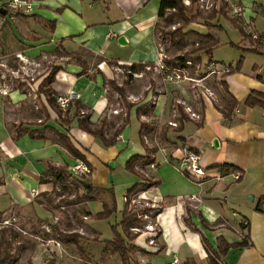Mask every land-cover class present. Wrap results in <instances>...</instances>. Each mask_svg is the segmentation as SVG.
I'll use <instances>...</instances> for the list:
<instances>
[{"label":"crops","instance_id":"0c3cea01","mask_svg":"<svg viewBox=\"0 0 264 264\" xmlns=\"http://www.w3.org/2000/svg\"><path fill=\"white\" fill-rule=\"evenodd\" d=\"M96 1L33 0V10L20 12L21 17L30 16L38 22L37 25L45 28L49 27L45 24V19L56 20V27L53 32L48 31L52 33L50 38L39 33L31 41L24 39L19 41L16 37L18 34L13 32H17L18 29L8 23L11 17L0 13L3 16L0 24H5L4 28L10 30L25 46L23 50L17 49L16 52L6 53L5 50L2 51L1 38L0 58L11 54L37 55L40 51H52V49L56 52V48L60 45L68 51L82 55L80 57L89 65L88 72L95 78L79 76L83 67L74 60L71 61L69 57L64 58L67 60L66 65L64 64L63 69L57 74L56 82L53 84L54 89L58 95L76 92L77 99L87 106L83 110L91 114V121L94 124H97L104 115L121 122V117L113 114V110L118 107L114 106L112 101L110 102L109 86L104 83V78L98 70H101L107 78H112L109 76L108 60L130 65L157 63L159 50L154 29L158 22L157 17L162 0H156V7H151L154 0H100L107 10L106 19L101 22L88 21L84 18L85 6L93 8ZM238 2L242 4L239 5ZM229 3L233 11L239 8L238 5L240 6L241 20L244 26L246 25V31L254 38L243 36L240 40L241 45L258 46L261 50L259 53L241 50L240 56H244L242 69L225 77L230 93L238 102L230 117H225L220 110L225 109V101L221 98L220 92L209 84L212 76L202 81V84L211 89L214 98L207 95L196 84L174 81L164 82V91L160 89L156 93L153 88L146 93L142 101H131L135 105L129 113V124L118 137L116 144L110 147L104 146L98 138L81 130L78 126V118L73 121L69 131L54 120L52 123L47 122L46 125L51 126L47 130H44L45 125L40 123L24 124V127L20 126V136H17L16 131L9 130L0 119V234L3 228L9 227L1 223L7 219L6 214L18 210L23 219L22 227L26 228L24 230L18 227V229L23 230V233L27 235L25 237H33V239L24 238L25 240L21 237L23 240L17 242L25 246L19 254L17 264L24 259H30L25 262L26 264H44L48 260H52V264H101L103 245L87 240L95 236L105 239L101 231L92 223L95 214L92 206L95 203L86 201L67 204L69 205L67 208L70 209L62 211L60 207L47 205L42 200L44 195L41 194L45 192L49 195L52 191V182L45 181L49 175L48 168L67 166L70 172L71 165L77 160L69 154L60 138V133L67 134L87 156V163L94 170L92 174L82 179L97 187H113L118 211L122 212L125 207L123 206L124 196L137 182H143V178L141 173H138L135 174L139 176L137 181H122L125 177L116 175L117 168L122 167L129 172L125 167L129 158L136 154L144 155L148 153V149L153 148L148 137V130L141 128L145 122L143 118L149 116L152 123L154 120L156 125L162 128L163 141L170 142L173 139L174 143L172 146L161 145L160 148L150 151L156 158V166L152 174L154 181L159 183L146 191L145 195L152 200H162L163 207L154 221L159 226L160 246L163 247H159V250L145 244V235L143 240L138 239V243L134 241L141 250L145 251L143 259L140 260L144 262L141 264H169L175 258L179 259V264L185 262L208 264V254L201 241V235L186 222L188 219L192 225L201 228L215 247L218 245L220 236L229 243L244 239L248 241V245L231 248L228 251L224 258L228 264H264V209L262 208L264 204V109L260 106L250 107L244 104L251 91L257 90L264 93V41L259 34L249 28V23L244 20L245 16L251 21L264 17L260 13L264 11V2L229 0ZM63 7L64 10L58 13L57 9ZM17 22H20L19 30L25 35L28 34L29 30L23 24L24 22L18 19ZM113 32L117 34L116 37L106 38L108 33ZM120 35L127 37L129 46L118 43ZM66 38H74V41L70 42L71 45ZM109 40H113L115 44ZM245 40H249L250 43H244ZM228 42L220 40L221 45ZM97 53L103 57L96 63L88 59L98 58ZM240 56L237 58L239 59ZM202 63L207 64L204 60ZM211 67L218 70L219 74L225 70L217 69L213 60ZM207 70L205 66L199 76L205 74ZM128 92L131 98H137L136 90L129 89ZM152 102L155 103L153 107L149 106ZM139 106L143 107L141 116L137 114ZM187 106L202 114V119L194 120L189 117L190 119L183 123V129L179 131L180 108L186 113ZM148 107L151 110L149 116L146 115L147 111L144 113V110L149 109ZM52 116L55 119L53 112ZM133 117H137L138 120L137 137L133 136L131 128ZM141 121L144 122L141 123ZM170 121L177 122L178 126L170 125ZM111 125L114 126L113 123ZM29 129L37 130L35 135L42 137L31 138L28 134ZM141 133L146 143L142 142ZM106 134L109 136L113 132L109 134L106 131ZM214 138H218L220 142L217 148L212 146ZM187 149L200 153V164L208 171L207 176H199L189 171L188 175H185L181 171L183 152ZM111 160L115 162L114 168L109 166ZM224 163L235 165L236 170L242 173L241 178L236 180L234 171L231 169L222 170L221 167H215ZM136 166L142 167L138 164ZM136 170L138 171L137 167ZM112 174L113 177L115 176L113 185L110 184ZM118 179L120 181H117ZM104 195L102 194V197ZM193 197L195 198L192 199ZM98 200L100 203L95 205L100 207L97 210L100 212L103 210V201L101 198ZM56 211L60 212V218L57 221L55 220L58 216ZM85 216L88 218L85 219ZM243 220L249 222L247 227L242 225ZM50 228L54 230L52 235L47 232ZM58 232H76L82 235L80 242H83L85 246V254L79 253L73 242L58 236ZM141 244H145L150 251L155 249L159 251L150 252L146 248L143 249ZM117 264H123V262L118 258Z\"/></svg>","mask_w":264,"mask_h":264},{"label":"rangeland","instance_id":"374dc122","mask_svg":"<svg viewBox=\"0 0 264 264\" xmlns=\"http://www.w3.org/2000/svg\"><path fill=\"white\" fill-rule=\"evenodd\" d=\"M9 1H11V0H0L1 6H4L5 8L9 7V3H10ZM26 1L29 4V6H27V4H19L18 7H10V8H12V10L10 11V14H8L9 18L11 17V21H9L8 23L10 24V26L13 25V27L15 29H18L17 32L13 31L15 34H18V35H16L17 39H19V41H21L23 39L31 41V40H33L32 38H35V35L39 34V33L44 37L50 38L52 33L48 32V31H51L49 28H45L42 25H37L36 23H38V22H36L30 16L28 18L21 17L20 12H22V11L31 12L33 10V6H32L33 0H26ZM236 1H239V0H236ZM257 2L261 3V2H264V0H257ZM239 3L240 2H238V4ZM156 4H157V1L154 0V2L151 3V7H156ZM184 4L188 7H190L192 5V0H184ZM241 4H239V5H241ZM239 5L238 6L236 5V6L240 8ZM85 8L86 9H85L84 18L88 19V21L92 20V21L101 22V21H104L106 19V16H107L106 11L107 10H106L105 4L103 2H101L100 0H97L94 3L93 8L88 7V5H86ZM220 8L228 11L229 14H231V15H237L242 19V15H241L242 11L240 10L241 8L236 9L237 11H233V7L230 5L229 0H198L197 4L194 6V9L198 10L203 15L210 14L214 9H220ZM8 12H9V10H8ZM157 18H158V22H160L161 27H163V29L165 31L174 30V29H176V27H179L182 23V22L171 23V24L167 25V27H165L166 22L163 21L162 19H160L159 17H157ZM17 19L19 21L24 22L23 24H25V27L28 28L27 30H29V33L26 34L27 36L25 35L24 32L19 30L18 25L20 22H17ZM0 20L3 21V16L1 14H0ZM244 20L247 23H249V25H248L249 28H251V30L253 32H256L257 34H259L261 36L262 40L264 41V17H258L256 20L251 21L250 18H247L245 16ZM201 22L203 23L202 20H201ZM219 22L222 24V27H223L222 29L217 28V27H209L207 25H201L202 23L191 24L190 26H193V28H195V29H197L203 33H212V34L216 35L217 37H219L220 40L233 41V42L237 43L243 38V35L239 31V29L236 28V26L234 25V23L231 20L225 19L224 17L220 16ZM4 26H5V24H0V39L2 38V40H3L2 51L4 52V50H5L6 53H11V52H16L17 49L23 50L25 47L24 44L19 42L16 39V37L12 34V32L10 30L9 31L6 30L4 28ZM31 28H33V29H31ZM34 29H36L38 32H36ZM157 34L159 36L156 40L157 49L159 50V55L157 56L156 60H160L161 56H164V58L172 60L173 58H176L177 56L182 55L185 52L192 50V48L194 47V42L196 40V37L194 35L189 34L184 39L179 37L176 40H174L173 42H171L170 40L165 39L166 35L164 33H161V31H158ZM106 38H107V36H106ZM249 38H251V39L253 38L252 34H251V37H249ZM66 39L69 42V45H71L70 42L74 41V38H66ZM109 41L113 42V44H115L113 40H109ZM244 43H250V41L245 40ZM241 53H242L241 49H239L237 47H232L228 43L222 44L219 47L214 49L212 55H210V56L205 55L204 56V63H207V61H209V59L212 58L214 65H215V67H217V69L226 68L230 63L235 64L237 62V59H238L237 57L240 56ZM80 56L82 57V55H80ZM96 56L98 58H93V59L88 58V59L90 61H92L93 63H96L99 60V58L103 57L102 55H100L98 53ZM64 58H68V57L67 56H60L58 53L55 52V49H52V51H49V50L42 51V52L40 51V53H38L37 55H32V53H29L28 55H25V56H22L19 54H11V55H7L5 57L3 56V58H0V119H1L2 123L9 130L15 131L16 128H18L20 126L24 127V124H26V125L38 124L41 120L45 119V115L41 114V110H42V104H43V102H46V100H45L44 96H42V95L39 96L37 91H38L40 83H42V81L47 77L48 73L51 71V68H53V66H55V65L63 66L66 63L67 60H65ZM197 65L198 64H196V66H194V67H191L192 70H189L190 73L193 74V78L201 77V76H199V74L201 72H203V68L205 69V66L209 70H210V68L214 69V67H211L212 63H210V62H208L205 65H203V63L202 64L200 63L201 69L199 72H196L197 71ZM109 67H110L109 76L112 77L110 79L114 80V82L118 86H125V90H126V94H127V101H129V102H131L133 100H135L136 102L142 101L143 98L145 97L146 93L149 92L150 89L153 90V88H155L156 93H158L160 91V89L164 91V89H163L164 79L162 77H160V75H161L160 70H158L156 67H154V68L147 67V68L139 71L136 74L133 73L135 70L134 68H131V69L124 68L120 64H118V65H110L109 64ZM203 75L204 74H202V76ZM221 76H222L221 74L215 73V74L209 76L208 78H206V79H209L212 77L210 79L211 81L209 84L211 86L213 85V87H215L217 89V91H220L221 87H220V85L217 84L216 80H219V78H222ZM187 82L195 84V81H193V82L187 81ZM108 86H109L108 87V94L110 96V102L112 101L114 106L118 107L117 109L113 110V114H118L123 121L126 118V113H127V108H128L127 104H126L125 100L123 99V97L120 95V93H118L117 90L114 89V87H112L110 84H108ZM198 86L204 90L203 86H201V85H198ZM129 89H131V90L134 89L138 92V94H136L137 98H131V96H130L131 94L128 92ZM155 92H153V93L155 94ZM171 92H172V90H171ZM154 99L155 98H153V100ZM173 100L175 101L174 98H173ZM174 101H173V104H174ZM115 110H117V113H115ZM84 111H86V110H84ZM149 112H150V108L147 110V113H146L147 116H149ZM104 116H106L108 119V126L106 128V131L109 134L114 132L115 129L119 126V124L122 123V121L119 122L113 118L109 119L107 115H104ZM149 117L143 118V120L145 121V122L143 121L144 122L143 128H144V130H148V137H149V140L152 142V145H153L152 149L160 148L161 145L165 146L166 144H169V146H172L174 143V140L171 139L170 142L163 141V138L161 136L162 128L158 127L154 120L152 123V119ZM136 118L137 117H133L132 124H131V128L133 130V136L134 137H137V131L139 128L138 120ZM116 121H117V123H116ZM52 122H53L52 120L49 121V123H52ZM143 122L141 121V123H143ZM112 123L114 126L111 125ZM113 127H115V129H113ZM149 131L151 133V136H149L150 135ZM150 137L153 140L150 139ZM143 141L146 143L145 138L143 139ZM174 149H175V147L171 151L174 152ZM151 150L148 149V151H147L148 154H151V152H150ZM155 163L153 165H148V164H145L144 162H142V163L138 164V165H141L142 167L138 168V166H136L139 173H141V175H142L143 182H141L142 186H140L137 190L133 191L132 193L136 192V194H138L141 191H148L149 189L156 186V185H154V182H156V181H154V176L152 174V170L156 166ZM185 170L187 171V169L184 167V165H182V161H181V171L184 173ZM70 172L73 175V177L78 178L77 176H75V174L72 173L71 170H70ZM116 175L117 176L121 175V176L125 177V178H123L122 181H128V182L132 181V180L137 181L139 178L138 175L129 173L125 169H123L122 167L117 168ZM112 176H113V174H112ZM114 177H113V180H114ZM117 181H120V180L118 179ZM110 184L113 185L114 182L112 184V182L110 181ZM77 187H78V189L75 187H70V188L68 187V188L63 189V186L59 185V187H58V186H55L54 183H52V191L48 195V197L50 198V201H48V197H44V198H42V200L47 205H52V207L60 206L63 204V206H60L59 209L61 211L62 210H68L70 208H67L69 206L67 204H71L69 202H71L72 200L75 199V196L78 192H80V194H81L84 191L80 185L77 184ZM132 193H130V194H132ZM127 194H129V193L127 192ZM123 201H124L123 206H125L124 204L126 202L124 199H123ZM152 201H153L152 199L142 200V201L137 203L138 204L137 206H132L131 208H133V209H130V210H132V212L133 211L136 212V214H137V211L134 209H137L139 211H142V210L151 211L153 209ZM92 202L95 204L100 203L98 199L92 200ZM76 204H78V203H76ZM95 204L92 206V210L96 214L97 210L100 209V207L99 208L96 207ZM161 205H162V203H161ZM117 210H118V206H117ZM40 212L43 213L42 211H40ZM152 212H154L155 215L158 214V213H155L156 211H152ZM229 212L230 211H228V215H230ZM56 213L58 215V216L57 215L56 216L59 219L60 218L59 217L60 212L56 211ZM139 213L140 212H138V217H139ZM148 214H150V213L148 212ZM153 215L148 219H145L144 217H140V218L142 219V222H144L145 224H148V223H154L155 224V222H154L155 217ZM5 217L8 220L9 219L12 220L11 224H9L10 226L8 228H12L13 230H15L18 233V236L16 238H14V237L9 238V240L11 241L12 250H14L16 248V246H19V244L17 243L19 240H23L24 238L25 239H29V238L33 239V237H29V238L25 237L27 235L23 233V230L20 231L18 229V227L22 228L24 230L26 229V228L22 227L23 219L21 218L20 212L18 210L8 212ZM121 218H122V213H121V211H118L117 213L113 214L108 219L97 220L93 217L94 220H92V223L95 225L96 228H98L101 231L102 236L105 239H109V238L114 237V231H113L112 226L119 223L121 221ZM85 219H87V218H85ZM142 222H138V223L141 224ZM1 223H3V221ZM155 226H156V224H155ZM14 228H16V229H14ZM155 228H156V232L158 233L157 229H159V226L157 225ZM119 229L121 230V227H119ZM145 229L146 228L144 225V227L142 228V231H135L133 229H132V231L130 230L132 235H136V238L134 239V241H136V243H138L137 242L138 239L143 240L144 235L146 236V239H144L145 244L149 243L150 238L147 237L148 233H146L147 231ZM51 232H52V229H51ZM21 237H23V239H21ZM159 239H160L159 237H157L155 239V242H154L155 246H152V247H156L157 249L160 247V240ZM26 242H28V241H26ZM145 244H141V247L143 249L146 248ZM135 245H136V247L132 251V259L140 261L143 259L145 251L141 250L137 244H135ZM149 246H151V245H149ZM146 249L148 250V248H146ZM157 249L151 250V251L148 250V251L154 253L157 251ZM159 250H160V248H159ZM152 257H154V255H152ZM27 261H30V259H28V260L24 259L19 264H23V263L26 264L25 262H27ZM140 262H144V261H140ZM117 263H118L117 256L116 257L112 256L107 260L106 264H117ZM12 264H15V263H12ZM132 264H135L134 261H132Z\"/></svg>","mask_w":264,"mask_h":264},{"label":"trees","instance_id":"16d2710c","mask_svg":"<svg viewBox=\"0 0 264 264\" xmlns=\"http://www.w3.org/2000/svg\"><path fill=\"white\" fill-rule=\"evenodd\" d=\"M197 2L198 0H192V5L188 7L184 4V0L161 1L158 17L166 22L165 27H167V25L171 23H177V22H182V23L179 27H176V29L174 30L165 31L163 27H161L160 22H157L155 24V29H154L156 40L159 37L157 34L158 31L164 33L166 35L165 39L170 40L171 42H173L179 37L184 39L189 34H192L196 37V40L194 42V47L192 48V50L187 51L184 54L179 55L176 58H173L172 60L164 58V62L166 63V66H168L171 69L175 67L186 70H192L191 67L196 66V64H200V63L202 64L204 60V56L212 55L214 49L221 45L220 38L217 37L216 35L212 33H203L193 28V26H190L191 24L202 23L201 20L203 21L201 25H207L209 27H217L222 29L223 28L222 24L219 22V17L222 16L225 19L231 20L245 38L251 37V33L246 31L245 26L239 16L231 15L229 14L228 11L222 8L214 9L210 14L203 15L201 12L194 9V6L197 4ZM7 8L9 10V12L7 13L8 15L12 10V8L10 7ZM63 10L64 7L57 9V12L61 13ZM260 13H262L264 16V11L263 12L261 11ZM44 21L45 24L49 26L48 28L53 32L56 27V20L45 19ZM228 44H230L232 47H237L243 50L244 52H257V53L261 52L258 46L244 47L241 45V42L236 43L233 41H229ZM56 53H58L60 56H67L71 61L74 60L76 63L80 64L83 67V70L78 74L79 76L86 75L89 78H95L94 75H91L88 72L89 69L88 63L85 60H83L76 52L68 51L63 46L60 45L56 48ZM189 61L192 62V65L188 64ZM209 62L212 63V59H209ZM108 63L110 65L120 64L116 60H108ZM243 63H244V56L242 55L240 56V58L238 59L235 65L229 64L228 69L224 70V72L221 73L222 78L216 80L217 84L220 85L221 87L219 91L221 98L225 101V109L224 108L220 109L225 117L231 116L234 107L238 103L237 99L230 93L225 77L235 72H239L242 69ZM120 65L128 69L134 68L135 70L133 73L135 74L147 67L150 68L156 67V63L154 64L153 62L136 63V64L133 63L131 65L130 64H120ZM62 69L63 66L61 65L53 66V68H51V71L48 73L47 77L42 81V83H40L37 91L39 96L41 95L44 96L46 100V102H43L42 110H41V114L45 115V119L39 122L40 124L45 125L43 129L47 130L48 128H50L51 126L46 124L50 120H54L57 124L64 126L66 130L69 131L71 130V124L73 123V121L76 118H78V124H79L78 126L81 130L88 132L95 138H98L102 142V144L106 147L115 145L118 137L122 134L126 125L129 124V119H130L129 113L135 105L134 103L127 101L125 86H118L114 82V80L107 78L106 75L101 70H98V72L101 73L104 78V83L107 85L110 84L112 87H114V89H116L117 92L120 93V95L123 97L128 107L125 120H123L122 123L119 124V126L115 129L112 135L108 136L106 134V128L108 126L107 117L103 116L102 118H100L97 124H94L91 121V114L89 112L85 111L84 113H82L81 110H83L87 106L79 99H74L73 101H71L70 108L66 111H63L59 107L57 103L58 93L54 89L53 84L56 82L57 74ZM160 74H161L160 77L164 78L166 72H160ZM154 104H155L154 102L149 103V106L153 107ZM244 104L250 107L260 106L264 109V93L257 90L251 91V93L245 99ZM142 106H139L137 108V114L139 116H141V114L143 113ZM144 111H145L144 113H146L147 110ZM180 111H181V115H180L181 126L178 128L179 131L183 129V123L190 119L182 108H180ZM52 112L56 116L55 119H53ZM141 127H143V124ZM15 131L17 133V136L21 135L20 127L16 128ZM36 132L37 130L34 131L29 129L28 134L30 135L31 138H41L42 136L35 135ZM60 138L63 140L71 156L88 162L87 156L73 143L72 139L67 134L60 133ZM141 139L142 142L144 143L143 134L141 135ZM142 162L151 165L156 162V158L154 157L153 154H148V153L144 155L136 154L129 158L125 167L129 172L138 174L139 172L136 170V165ZM215 167H221L222 170L231 169L233 171H237L235 165H231L227 163L217 165ZM47 174L49 175L47 177V180L45 181L52 182L54 183L55 186L59 187V185H61L63 186V189L68 187L69 188L75 187L78 189L77 187L78 184L83 188L84 191L81 194L80 192H78L75 196V199L69 202L71 204L92 201L101 198V200L103 201V210L93 215L95 219L97 220L108 219L113 214L118 212L117 199L113 187L110 188L97 187L92 185V183L86 182L82 178L73 177L71 172L68 171L67 166L66 167L50 166L48 168ZM184 174L188 175V171L185 170ZM158 183L159 182L156 181L154 182V185ZM140 186H142V183L137 182L128 191V193L129 194L132 193L133 191L137 190ZM102 194H105L104 197H102ZM41 195H44V197L47 195L46 197H48V194L45 192ZM48 201H50L49 197H48ZM60 206H63V204ZM121 213H122L121 221L112 226L114 231L113 238L100 239L99 236H95L93 238L87 239L89 241L100 243L103 245V249L100 257L101 264H106L107 260L112 256H117L123 262V264H131L132 261H134L135 264H141L140 261L132 259V251L136 247L135 243L133 242L134 239L136 238V235H132L131 228L135 225H138L139 224L138 222H142V220L137 217L136 212L134 211L132 212V210L129 209L128 203H125V207ZM186 222L191 226V228L194 231L200 233L201 241L208 254V264H228L224 260V258L231 248H237L240 246L248 245V241L245 239L242 241L229 243L223 236H220L218 238V245L215 247L212 245L208 237L203 233L201 228H199L196 225H192L189 219L186 220ZM119 227H121V230L119 229ZM51 229L52 228H50L47 232L52 235V232L54 230L52 229L51 232ZM17 236L18 233L12 228L5 227L1 230L0 264H12L18 261L19 254L22 250L25 249V246L23 244H19V246H16V248L12 250L11 241L9 240L10 237L16 238ZM58 236H62L65 239L67 238L69 241L75 244L76 249L79 253H81L82 255L85 254L86 251L85 246L82 244L83 242H80L82 235L76 232H71V233L58 232ZM162 247L163 246L161 245L160 248ZM45 264H52V260H48ZM183 264H189V263L185 262Z\"/></svg>","mask_w":264,"mask_h":264},{"label":"built area","instance_id":"2783aa9c","mask_svg":"<svg viewBox=\"0 0 264 264\" xmlns=\"http://www.w3.org/2000/svg\"><path fill=\"white\" fill-rule=\"evenodd\" d=\"M9 2H10L9 7H18L19 4H27V6H29V4L27 3L26 0H11ZM235 11H237V10H235ZM116 36H117V34L115 32L107 34V38L116 37ZM255 37H258V36L255 35ZM188 64L192 65V62L189 61ZM156 68L158 70H160V72H166V75L163 78L164 82H174V81H190V82H193V81H195L196 85H201L204 87V91L206 92L207 95L214 98V94L212 93L211 89L207 85L202 84V81L206 80V78H208L209 76H211L215 73H218V70H216L215 68L214 69L210 68V70L208 69L207 72H205L206 74H204L200 78H198V77L193 78V75L190 73L189 70L182 69V68H175V67L171 69L168 66H166V63L164 62V56H161L160 60L157 61ZM200 69H201V65L198 64L196 72H199ZM224 69L227 70L228 66ZM77 98H78V94H76V92H74V91H71L66 95L59 94L57 96V103L63 111H66L70 108L71 101H73L74 99H77ZM81 111H82V113L85 112L84 110H81ZM115 112H117V110H115ZM186 113L189 115L190 118H192L194 120H199L202 118V115L199 112H196L195 110H193V108H191L189 106L186 107ZM169 124L174 126V127L178 126V123L175 121H170ZM200 160H201L200 153H198L197 151H194V150L187 149L183 152V157H182L181 161H182V165H184V167L187 169V171L194 173L196 175H199V176H207V174H209V173L200 164ZM71 171L78 178H82V177H85L89 174H92V172L94 170H93L92 166H90L86 161L81 160V159H77L75 161V163L71 166ZM233 175H234L235 179L238 180L241 177L242 173L237 170V171L233 172ZM145 194H146V191H141L138 194H136V192H134L132 194H126L124 196V200L126 203H128L129 209H133L131 207L137 206L138 205L137 203L142 201V200H150V198H148ZM194 198L195 197H193L192 199H194ZM196 200H197V198H196ZM161 203H162V200H160V201L153 200L152 201L153 209L151 211H145V210L139 211L137 209H134V210L137 211V217H138V212H140L138 218L144 217L145 219H148L154 214V212H152V211H156L155 213L160 212V210L163 207V205H161ZM262 208L264 209V204H262ZM148 212L150 214H148ZM153 216L155 217L156 215L154 214ZM56 218H55V220L57 221L58 218L57 219ZM85 218H88V217L85 216ZM11 221L12 220H10V219L9 220L5 219V220H3V224L9 225V224H11ZM155 224H156V222H155ZM155 224L154 223L145 224L144 222H142L141 224L133 226L131 228V230L133 229L135 231H142V228L145 225V228H146L145 230L147 231L146 233H148L147 237L150 238L148 245L155 246V244H154L155 239L160 236V229H157V231H158V233H157L156 228H155L157 226V224H156V226H155ZM248 224H249V222L247 220L242 221L243 226L247 227ZM179 263H180L179 259L175 258L169 264H179Z\"/></svg>","mask_w":264,"mask_h":264},{"label":"water","instance_id":"95a60500","mask_svg":"<svg viewBox=\"0 0 264 264\" xmlns=\"http://www.w3.org/2000/svg\"><path fill=\"white\" fill-rule=\"evenodd\" d=\"M0 13L2 15H7L8 9L5 8L4 6H0ZM118 43L121 44L122 46H128L130 44V42L128 41V39H127V37L125 35H120L118 37ZM219 145H220V142H219L218 138H214V140L212 142V146L214 148H217V147H219ZM109 166L114 168L115 167V162L113 160H111L109 162ZM110 181L113 182V176L112 175L110 176Z\"/></svg>","mask_w":264,"mask_h":264}]
</instances>
